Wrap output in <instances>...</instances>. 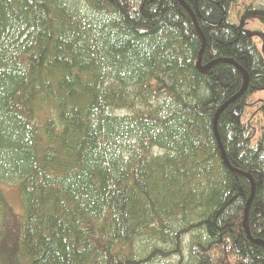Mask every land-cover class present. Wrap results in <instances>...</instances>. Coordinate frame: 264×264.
Returning a JSON list of instances; mask_svg holds the SVG:
<instances>
[{
    "label": "trees",
    "instance_id": "obj_1",
    "mask_svg": "<svg viewBox=\"0 0 264 264\" xmlns=\"http://www.w3.org/2000/svg\"><path fill=\"white\" fill-rule=\"evenodd\" d=\"M183 1L200 31L179 0H0V264H264L214 130L244 73L197 65L249 76L217 130L264 242V47L238 0Z\"/></svg>",
    "mask_w": 264,
    "mask_h": 264
},
{
    "label": "rangeland",
    "instance_id": "obj_2",
    "mask_svg": "<svg viewBox=\"0 0 264 264\" xmlns=\"http://www.w3.org/2000/svg\"><path fill=\"white\" fill-rule=\"evenodd\" d=\"M259 11H264V0H238L233 7L231 20L248 30L254 37L260 48L264 47V19ZM249 13V14H248ZM264 99V93H254L247 98V113H254L255 117L259 116L258 108ZM249 110V111H248ZM114 116L122 117L129 115L127 110H115ZM155 152H161L155 149ZM0 194L11 205L14 211L22 213L24 210L23 198L20 185L17 182H6L0 180ZM188 244V237L184 241V245ZM186 254V252H185ZM187 255V254H186ZM177 257H173L168 261L158 264H177ZM0 255V263H2ZM19 264H30L28 261Z\"/></svg>",
    "mask_w": 264,
    "mask_h": 264
},
{
    "label": "water",
    "instance_id": "obj_3",
    "mask_svg": "<svg viewBox=\"0 0 264 264\" xmlns=\"http://www.w3.org/2000/svg\"><path fill=\"white\" fill-rule=\"evenodd\" d=\"M179 1H180V2L183 4V6L186 7V9L191 13V15H192V17H193V19H194V22L196 23L197 28H198V24H197V22H196V19H195V17H194V14L192 13L191 9L188 7V5H187L183 0H179ZM225 18H226V16H225ZM198 30L200 31L199 28H198ZM201 34H202V33H201ZM202 37H203V35H202ZM204 41H205V40L203 39V43H204ZM204 46H205V45L203 44V49H204ZM203 49H202V51H203ZM202 51H201V53H200V56H199V59H198V62H197V65L200 67V70L205 71V70L210 69L212 66H214L215 64H217V63H219V62H221V61H227V62L233 63L237 68H239V69L244 73L245 83H244V86H243V88L241 89V91H240L237 95H235L234 97H232L227 103H225L223 106H221V107L219 108V110L217 111V113H216V115H215V119H214V130H215V133H216L217 141H218V144H219V148H220V150H221V155H222V159H223L224 164H225V165H226L231 171H233V172H235V173H238V174H240V175H245V176L248 177L249 180L251 181L252 190H251V196H250L249 201H248V203H247V209H246V216H245V223H244V225H245V228H246V232L248 233V237H249V239H250L253 243L261 244V245L264 246V242H263L262 240H260V239H255V238H253V237L251 236V234H250V232L248 231L247 226H246L248 209H249L250 203L252 202L253 197H254V193H255V189H256V184H255V182H254V180H253V178H252V176H251L250 174H247V173H244L243 171H240V170H238V169H235V168H233V167L229 164V162H228V160H227V156H226L225 150H224V147H223V145H222V142H221V139H220V136H219L218 130H217V122H218V117H219V115L221 114V112H222V111H223V110H224L229 104L234 103V102L237 101L241 96L244 95V93L246 92V90H247V88H248V85H249V76H248L247 72H246L243 68H241L237 63H234L232 60L217 59V60L212 61V62L209 63L208 65L202 67V66H201V62H202V56H201V54H202ZM235 113H236V115L239 116V117L242 115V106H241V105H238V106L236 107V109H235Z\"/></svg>",
    "mask_w": 264,
    "mask_h": 264
}]
</instances>
